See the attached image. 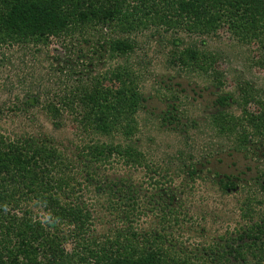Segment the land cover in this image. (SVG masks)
Wrapping results in <instances>:
<instances>
[{
    "label": "rangeland",
    "instance_id": "1",
    "mask_svg": "<svg viewBox=\"0 0 264 264\" xmlns=\"http://www.w3.org/2000/svg\"><path fill=\"white\" fill-rule=\"evenodd\" d=\"M114 40L132 43L133 51L111 56L103 47ZM189 49L213 59V70L205 74L183 66L180 60L185 61ZM116 68L136 75L145 100L136 116L139 132L131 140L89 134L74 122L77 110L71 113V94L79 82L87 84ZM242 89L253 90L264 103V46L244 41L228 28L205 36L164 26L131 34L101 29L46 45H7L0 48V136L48 140L75 164L85 145H133L144 155L145 166L131 168L114 160L99 171L95 183L81 187L82 199L96 217V234L125 226L111 208L119 202L96 194L102 177L123 179L138 195L133 213H142L131 218L132 228L161 233L165 249L203 264L210 261L215 241L264 223V137L242 145L236 135H219L213 121L222 112L236 120L244 112H257L256 104L243 107ZM222 97L231 99L224 109L217 104ZM47 105L59 114L51 115ZM221 181L234 182L236 189L223 192ZM160 189H171L175 196L176 211H169L165 222L159 206L166 203L155 198ZM29 210L47 219L42 209Z\"/></svg>",
    "mask_w": 264,
    "mask_h": 264
},
{
    "label": "trees",
    "instance_id": "2",
    "mask_svg": "<svg viewBox=\"0 0 264 264\" xmlns=\"http://www.w3.org/2000/svg\"><path fill=\"white\" fill-rule=\"evenodd\" d=\"M163 26L202 36L228 28L240 39L264 46V0H0V48L46 45L88 30L131 34ZM103 49L113 57H125L134 47L128 41L114 40ZM180 61L205 74L215 64L196 49L187 50L185 61ZM88 80L87 84L80 81L71 94L73 116L77 110L74 122L89 134L133 139L139 132L136 116L145 101L136 75L116 68ZM252 92L242 89L243 107L256 104L257 112H244L237 120L224 112L214 116L219 135H236L242 145L251 137H264V103ZM230 100L222 97L217 104L224 109ZM47 109L51 115L59 114L52 105ZM59 148L48 140L0 136V264H195L165 249L167 239L161 233H139L132 228L138 195L123 179L102 177L96 194H109L112 202L120 203L111 208L125 226L96 234V217L82 199L81 187L95 183L99 171L114 160L131 168L145 166L139 150L133 145L123 149L89 144L81 149L75 164ZM219 185L223 192L236 189L231 181ZM161 190L155 198L166 203L159 206L165 222L172 215L169 211H176L175 196L171 189ZM31 206L42 209L47 219L36 216ZM210 249V261L203 264H264V223L221 238Z\"/></svg>",
    "mask_w": 264,
    "mask_h": 264
}]
</instances>
